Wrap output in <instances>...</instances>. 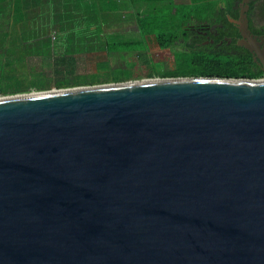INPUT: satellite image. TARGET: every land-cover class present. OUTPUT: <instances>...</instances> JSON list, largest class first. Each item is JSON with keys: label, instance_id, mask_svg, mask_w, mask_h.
<instances>
[{"label": "water", "instance_id": "95a60500", "mask_svg": "<svg viewBox=\"0 0 264 264\" xmlns=\"http://www.w3.org/2000/svg\"><path fill=\"white\" fill-rule=\"evenodd\" d=\"M0 264H264V78L0 95Z\"/></svg>", "mask_w": 264, "mask_h": 264}, {"label": "rangeland", "instance_id": "374dc122", "mask_svg": "<svg viewBox=\"0 0 264 264\" xmlns=\"http://www.w3.org/2000/svg\"><path fill=\"white\" fill-rule=\"evenodd\" d=\"M22 0L16 1L15 24L10 26L11 12L0 17V89L14 85L33 86L44 85L42 72L55 82L81 83V85L113 82L110 79L129 76L134 79L161 77L167 69H172L181 61L176 50H165L155 42V33L148 35L139 46L148 47L138 52H108L91 50L71 53L69 60L57 63L56 54L70 49H80L84 41L94 42L99 31V16L104 3L100 0ZM123 11L114 12L106 25V30H118L120 39L141 38V29L135 25L131 0H121ZM134 3V1L132 0ZM187 11L204 10V6H186ZM167 13V12H166ZM94 14L96 26L91 33L88 25L75 27L82 23V16ZM59 24V25H58ZM58 25V26H56ZM178 19L174 26H178ZM59 31L60 28H62ZM172 26L170 29H177ZM66 28V29H64ZM62 30H66V38ZM157 30L168 31L160 25ZM22 38V39H21ZM67 39V40H66ZM21 42V43H20ZM19 43V44H18ZM86 45V44H84ZM156 45V47H155ZM152 74L153 76H149ZM56 78V79H55ZM264 78V75L259 77ZM110 80V81H108ZM80 85V84H79ZM78 86V85H74ZM68 86H62L65 88ZM73 87V86H69ZM53 86L50 89H57ZM32 91H37L33 89ZM6 92V91H5Z\"/></svg>", "mask_w": 264, "mask_h": 264}, {"label": "trees", "instance_id": "16d2710c", "mask_svg": "<svg viewBox=\"0 0 264 264\" xmlns=\"http://www.w3.org/2000/svg\"><path fill=\"white\" fill-rule=\"evenodd\" d=\"M16 1L21 6L22 0H0V17L6 12L10 11L11 22L10 26L15 28V15L18 7ZM30 1V0H29ZM28 1V2H29ZM82 1V0H79ZM131 0L133 15L136 17L135 25L141 29V38H125L120 39L122 31H114L111 28L106 30L107 23L110 22L109 18L114 12L123 11L121 0H100L105 4V7L99 16V26L96 25V17L94 14H85L82 16V23L74 24L75 27H83L88 25L89 31H92L93 25L99 27L96 37L95 45L84 41L80 49H70L61 54H56L55 61L57 63L63 60H69V56L80 50L88 51H108V52H126L128 50L144 51L148 47L139 46L138 43H143L146 40L147 34L155 33V42L160 48L165 50H176L180 54L181 61L178 60L177 65L172 69H167L164 75L160 76H180V75H206V76H229V77H249L259 78L264 75L263 69H259L252 62L251 55L246 53L234 52L229 49H224L219 46L197 43L195 40V33L191 28V24L195 22H202L209 18L212 13L217 10H224V8H233L236 5V0ZM263 6H264V0ZM204 6V10L187 11L186 6ZM167 12V13H166ZM178 19L179 25L174 26V22ZM112 22L109 23L111 26ZM18 25V24H17ZM59 25V24H58ZM56 25V26H58ZM163 25L168 29L157 30V27ZM172 26L177 29H170ZM63 29V26H61ZM66 29V28H64ZM66 38V30H62ZM22 39V38H21ZM67 40V39H66ZM21 43V42H20ZM19 44V43H18ZM86 44V45H84ZM156 47V45H155ZM81 52V51H80ZM41 78L45 77L42 81L44 85L33 86H20L14 85L0 89V95H8L20 92H29L33 89L46 90L53 86H74L81 85V83H64V81L55 82L49 79L48 75L43 71ZM149 76H153L150 74ZM56 79V78H55ZM132 79L129 76L117 77L110 79L112 81H125ZM108 80V81H110ZM6 91V92H5Z\"/></svg>", "mask_w": 264, "mask_h": 264}, {"label": "flooded vegetation", "instance_id": "af4514ba", "mask_svg": "<svg viewBox=\"0 0 264 264\" xmlns=\"http://www.w3.org/2000/svg\"><path fill=\"white\" fill-rule=\"evenodd\" d=\"M197 43L211 44L251 55L264 71V6L262 0H236L233 8L212 13L191 24Z\"/></svg>", "mask_w": 264, "mask_h": 264}]
</instances>
